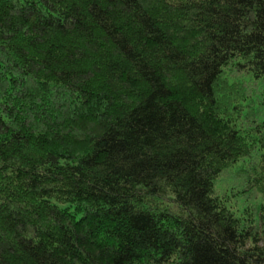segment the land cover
Returning a JSON list of instances; mask_svg holds the SVG:
<instances>
[{
  "label": "trees",
  "instance_id": "obj_1",
  "mask_svg": "<svg viewBox=\"0 0 264 264\" xmlns=\"http://www.w3.org/2000/svg\"><path fill=\"white\" fill-rule=\"evenodd\" d=\"M0 264H264V0H0Z\"/></svg>",
  "mask_w": 264,
  "mask_h": 264
},
{
  "label": "rangeland",
  "instance_id": "obj_2",
  "mask_svg": "<svg viewBox=\"0 0 264 264\" xmlns=\"http://www.w3.org/2000/svg\"><path fill=\"white\" fill-rule=\"evenodd\" d=\"M225 174H226V172H221V174H220L219 176L224 177ZM216 183H217V184H216V187H215L214 189H215L216 191H220L221 188L223 187L224 183H221V181H218V182H216Z\"/></svg>",
  "mask_w": 264,
  "mask_h": 264
}]
</instances>
